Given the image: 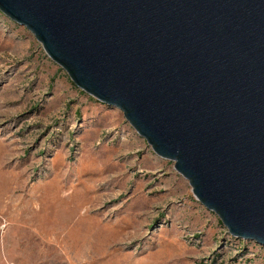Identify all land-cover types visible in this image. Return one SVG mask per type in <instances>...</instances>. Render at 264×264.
<instances>
[{"label":"rangeland","instance_id":"obj_1","mask_svg":"<svg viewBox=\"0 0 264 264\" xmlns=\"http://www.w3.org/2000/svg\"><path fill=\"white\" fill-rule=\"evenodd\" d=\"M0 264H264V245L0 11Z\"/></svg>","mask_w":264,"mask_h":264},{"label":"water","instance_id":"obj_2","mask_svg":"<svg viewBox=\"0 0 264 264\" xmlns=\"http://www.w3.org/2000/svg\"><path fill=\"white\" fill-rule=\"evenodd\" d=\"M82 91L264 245V0H0Z\"/></svg>","mask_w":264,"mask_h":264}]
</instances>
